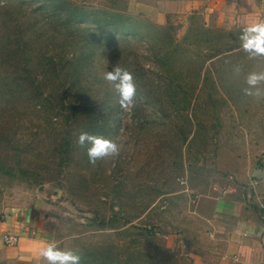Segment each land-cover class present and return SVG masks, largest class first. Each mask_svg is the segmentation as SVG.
Instances as JSON below:
<instances>
[{"label":"rangeland","instance_id":"obj_1","mask_svg":"<svg viewBox=\"0 0 264 264\" xmlns=\"http://www.w3.org/2000/svg\"><path fill=\"white\" fill-rule=\"evenodd\" d=\"M52 2L0 0V264H47L48 243L81 264H264V99L243 94L264 57L204 62L183 40L202 23L237 39L264 14L247 0ZM167 26L173 53L154 40ZM116 66L136 84L128 109L103 79ZM81 132L120 155L91 165Z\"/></svg>","mask_w":264,"mask_h":264},{"label":"clouds","instance_id":"obj_2","mask_svg":"<svg viewBox=\"0 0 264 264\" xmlns=\"http://www.w3.org/2000/svg\"><path fill=\"white\" fill-rule=\"evenodd\" d=\"M243 50L252 57H264V21L256 22L245 27L237 36ZM238 72L239 69H236ZM103 79L117 97V103L122 109L134 106L136 97V84L133 75L119 66L104 74ZM247 87L243 94L255 99H264V71L252 72L246 78ZM77 143L80 147L89 145L87 156L93 166L98 161L116 158L120 155L121 146L114 140L103 136L81 132ZM39 256L47 264H81V256L71 250H61L55 244L48 243L43 247Z\"/></svg>","mask_w":264,"mask_h":264},{"label":"trees","instance_id":"obj_3","mask_svg":"<svg viewBox=\"0 0 264 264\" xmlns=\"http://www.w3.org/2000/svg\"><path fill=\"white\" fill-rule=\"evenodd\" d=\"M52 5H50L49 7L53 6L54 8L56 7L55 5H53L55 2L54 0H51ZM62 1V0H59ZM44 6V5H43ZM46 6V5H45ZM44 6V7H45ZM43 9H40V11ZM69 10V12H73V13H78L77 15L82 16L80 17L78 20H81L80 22L84 21V17H90V14H85L83 12H81V10L75 6V5H70V8L67 9V11ZM55 14V12H54ZM120 18V15H116L113 16L115 19L116 17ZM193 16H196V14L194 13ZM136 19V18H135ZM133 23V22H132ZM114 25L115 28L117 29V31H120V29H122L123 27V31L128 30V27L130 25L127 23H119L118 20L116 19V22L113 23H108V25ZM120 28V29H119ZM172 27L167 26L165 29L163 28V30L160 29V33L162 32L164 36L163 40L161 39V36L159 35H155V39H157V44L159 45H163V41H168L170 42V49L173 52H176V48L178 46V41H176L173 37H171L170 35H168L169 33L165 32V31H171ZM162 40V41H161ZM184 41H187V45L189 47H191V49H197L196 47H192L194 45H198L199 49H200V56L202 59H204V62H208V61H216L222 57L228 58V57H232L234 56L235 51L242 49L241 44H237L236 41L237 39H235L233 37V35H231V33H225L222 30H218V29H209L206 27V24L202 23V26H196L195 24L191 25L188 27L187 33L185 34V36L183 37ZM161 41V42H160ZM188 46H186L188 48V50H191ZM162 51V50H161ZM192 51V50H191ZM163 52V51H162ZM192 54L194 53L193 51L191 52Z\"/></svg>","mask_w":264,"mask_h":264},{"label":"crops","instance_id":"obj_4","mask_svg":"<svg viewBox=\"0 0 264 264\" xmlns=\"http://www.w3.org/2000/svg\"><path fill=\"white\" fill-rule=\"evenodd\" d=\"M247 1L251 2L250 8L252 9V12H249V14H251L250 16L257 17V16L264 14V7L262 6V8H261V6H259L261 3L260 0H247ZM262 1H264V0H262Z\"/></svg>","mask_w":264,"mask_h":264},{"label":"water","instance_id":"obj_5","mask_svg":"<svg viewBox=\"0 0 264 264\" xmlns=\"http://www.w3.org/2000/svg\"><path fill=\"white\" fill-rule=\"evenodd\" d=\"M255 177H256V178H260V177H261V173H260V172H257V173L255 174Z\"/></svg>","mask_w":264,"mask_h":264}]
</instances>
